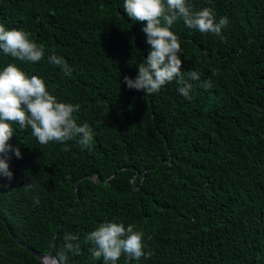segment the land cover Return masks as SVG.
<instances>
[{"label": "trees", "instance_id": "16d2710c", "mask_svg": "<svg viewBox=\"0 0 264 264\" xmlns=\"http://www.w3.org/2000/svg\"><path fill=\"white\" fill-rule=\"evenodd\" d=\"M123 3L0 0V24L46 49L36 63L0 51V70L14 63L42 78L59 101L80 105L77 122L94 134L88 151L75 140L41 145L12 125L21 158L11 156V181L0 177V264H41L7 229L38 252L52 241L55 259L71 233L81 253L67 264H103L86 237L106 221L134 224L151 253L117 264H264V0H189L229 20L223 39L182 20L170 29L181 71L200 74L190 101L175 82L151 95L127 88L124 76L136 77L149 45ZM53 50L71 76L47 63Z\"/></svg>", "mask_w": 264, "mask_h": 264}, {"label": "clouds", "instance_id": "9594fccd", "mask_svg": "<svg viewBox=\"0 0 264 264\" xmlns=\"http://www.w3.org/2000/svg\"><path fill=\"white\" fill-rule=\"evenodd\" d=\"M123 10L130 20L144 24L149 51L146 59L138 64L135 78L124 76L123 82L130 90L142 91L144 95L158 93L163 86L175 82L180 95L191 100L192 81H200L195 70L181 71L182 48L179 37L170 29L178 21L202 34H211L223 39L222 29L229 20L216 15L210 7L194 10L189 0H124ZM32 34L22 29H8L0 24V51L22 62L36 63L45 59L46 49L31 38ZM47 63L56 66L66 77L71 76L72 67L54 50L47 55ZM208 90L210 80L199 85ZM79 104L59 101L46 87L44 80L36 75L28 76L16 64L9 63L0 70V177L13 178L9 169L11 156L21 158L19 147L9 141L18 125L19 130L30 129L31 135L41 145L63 143L75 140L82 150H92L93 129L87 124H78L75 113ZM68 148L65 147V151ZM0 187L5 185L0 184ZM25 192L36 188L29 182L23 186ZM39 204V198L34 197ZM134 224L125 226L122 222H103L91 231L86 240L91 242V256L103 264H117L123 255L128 260L147 259L151 253L144 251V232L135 230ZM63 248L56 253L58 264H67L68 254L79 255L81 248L78 237L71 233L63 236Z\"/></svg>", "mask_w": 264, "mask_h": 264}, {"label": "water", "instance_id": "95a60500", "mask_svg": "<svg viewBox=\"0 0 264 264\" xmlns=\"http://www.w3.org/2000/svg\"><path fill=\"white\" fill-rule=\"evenodd\" d=\"M8 233L10 234V236L20 245V246H23L25 247L28 251H30L39 261L41 264H44L43 261L44 259H48L50 260L53 264H58V261L55 259V257L52 255V251H51V245H52V241H51V244H50V248L48 250V252L46 253H42V252H38V251H35L33 250L31 247H28L26 246L25 244H23L22 242H20L18 240L17 237H15L9 229H7Z\"/></svg>", "mask_w": 264, "mask_h": 264}, {"label": "bare ground", "instance_id": "6f19581e", "mask_svg": "<svg viewBox=\"0 0 264 264\" xmlns=\"http://www.w3.org/2000/svg\"><path fill=\"white\" fill-rule=\"evenodd\" d=\"M43 263H44V264H53V263H52L50 260H48V259H44Z\"/></svg>", "mask_w": 264, "mask_h": 264}]
</instances>
